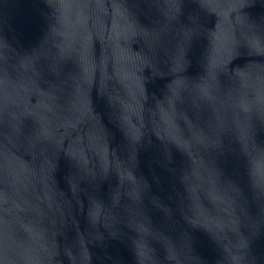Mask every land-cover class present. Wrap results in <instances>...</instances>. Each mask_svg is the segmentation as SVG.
Here are the masks:
<instances>
[{
  "label": "water",
  "instance_id": "95a60500",
  "mask_svg": "<svg viewBox=\"0 0 264 264\" xmlns=\"http://www.w3.org/2000/svg\"><path fill=\"white\" fill-rule=\"evenodd\" d=\"M0 264H264V0H0Z\"/></svg>",
  "mask_w": 264,
  "mask_h": 264
}]
</instances>
